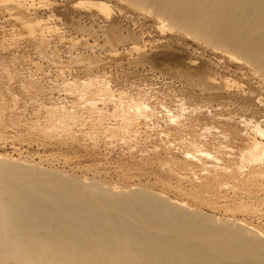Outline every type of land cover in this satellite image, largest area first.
I'll return each mask as SVG.
<instances>
[{
    "label": "rangeland",
    "instance_id": "374dc122",
    "mask_svg": "<svg viewBox=\"0 0 264 264\" xmlns=\"http://www.w3.org/2000/svg\"><path fill=\"white\" fill-rule=\"evenodd\" d=\"M20 1L40 22L48 45L26 46L15 34L14 17L0 10V155L78 179L96 177L106 184L181 197L213 218L233 215L264 230V177L256 187L248 185L245 171L231 175L209 167L188 136L182 142L175 139L169 124L170 118L183 123L195 115L213 118L211 137H205L208 143L202 147L222 145L232 151L238 144L219 129L227 110L251 124L258 119L263 128L261 89L240 63L219 58L188 35L176 38L178 30L160 32L149 14L116 0ZM90 2L110 5L109 14L85 7ZM203 73L214 83L229 78L239 85L205 91L195 84ZM246 91L252 95L248 100L240 98ZM119 108L132 109V118L124 122ZM141 111L149 117L146 112L137 124L135 113ZM132 125L135 129H128ZM161 130L175 143L164 139ZM226 156L229 165L231 155ZM168 168L180 174L174 176Z\"/></svg>",
    "mask_w": 264,
    "mask_h": 264
},
{
    "label": "bare ground",
    "instance_id": "6f19581e",
    "mask_svg": "<svg viewBox=\"0 0 264 264\" xmlns=\"http://www.w3.org/2000/svg\"><path fill=\"white\" fill-rule=\"evenodd\" d=\"M116 1L138 13L149 14L160 32L166 28L178 30L176 38L188 35L200 47L218 53L219 58L240 63L258 83V97L264 105V0ZM94 2L84 5L109 14L110 5ZM2 8L14 17L15 34L26 46L44 49L48 45L44 43L40 22L30 15L24 2L0 0ZM108 37L113 39L115 34L109 33ZM187 73L186 80L191 81L192 75ZM205 74L195 82L205 91L216 87L227 90L237 82L220 78V82L214 83L215 78ZM242 94L240 98L250 99L249 91ZM122 108L120 116L127 122L132 118V109ZM231 109L219 129L238 144L236 151L214 144L213 149L202 147L208 143L205 137L210 136L209 129L215 125L213 118L195 115L185 124L170 118L169 124L175 139L179 137L182 142L188 136L195 152L203 155L209 167L231 175L245 171L248 185L262 186L259 178L264 175H257L256 171L264 173V144L257 138L264 140V127L258 125V119L251 124ZM146 112L135 113V120L146 118ZM133 125L128 129L134 130ZM247 127L250 130L246 131ZM161 132V136H170ZM166 136L163 138L175 143ZM218 138L214 142L218 143ZM228 154L229 165L224 162ZM246 165L248 170L244 169ZM168 170L174 176L180 174L176 169ZM0 264H264V230L233 215L213 218L181 197L172 198L141 186L106 184L96 177L78 179L46 171L30 161L0 155Z\"/></svg>",
    "mask_w": 264,
    "mask_h": 264
}]
</instances>
